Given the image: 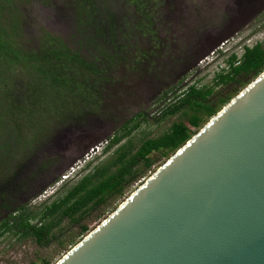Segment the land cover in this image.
Returning a JSON list of instances; mask_svg holds the SVG:
<instances>
[{"label":"rangeland","instance_id":"rangeland-1","mask_svg":"<svg viewBox=\"0 0 264 264\" xmlns=\"http://www.w3.org/2000/svg\"><path fill=\"white\" fill-rule=\"evenodd\" d=\"M65 1L22 0L19 47H33L40 33L46 32L70 49L74 12ZM71 1L74 5V0ZM120 2L114 0L109 10L117 12ZM119 12L126 25L138 19L129 7H120ZM152 21L156 35L148 44L136 37L134 29L127 32V52L137 56L142 52L145 60L117 66L108 73L112 83L99 85V105L97 102L95 106L103 112V117L96 110V114L88 110L81 101L65 104V110L49 106L52 119L47 123L37 122L40 118L37 115L30 116L31 108L27 105L22 111L15 110V124L3 130L0 142L3 145L0 193L8 196V207L27 204L33 219L38 220L45 206L62 197L79 176L110 155L114 147L105 153L102 147L122 123L138 113L148 116L154 113L163 92H181L188 86L211 89L218 112L225 104L218 105L217 97L229 101L254 79L240 77L224 85L217 75L228 72L226 61L231 56L238 58L243 46L264 44V0H162ZM20 67L16 66L14 72H21ZM59 112L65 113L69 120H61ZM186 112L180 111L159 123L147 118L128 139L137 143L142 138L156 137L173 122H186L189 115ZM210 118L203 119L200 127ZM162 161L164 159L154 167ZM155 169L122 197L105 200L78 224L61 219L59 227L53 230L57 240L46 246H39L32 238L15 231L1 234L0 264H54ZM2 216L4 212H0ZM82 225L87 231L80 234L79 226Z\"/></svg>","mask_w":264,"mask_h":264},{"label":"trees","instance_id":"trees-1","mask_svg":"<svg viewBox=\"0 0 264 264\" xmlns=\"http://www.w3.org/2000/svg\"><path fill=\"white\" fill-rule=\"evenodd\" d=\"M113 1L74 0L73 5L72 1L66 0L65 5L74 12L70 49L59 38L46 32L40 33L33 47L23 49L17 44L18 33L21 32L22 0H0V142L3 130L15 124V110L22 111L25 105L31 108L30 116L40 117L37 122L47 123L49 118L52 119L49 106L65 110V104L76 101L84 103L93 113L96 110L99 116H104L95 106L97 102L99 105V85L112 83L108 73L117 66L145 60L142 52L139 57L127 52V32L134 29L140 40H146L147 44L150 39L153 41L156 30L152 19L162 6V0H121L116 6L117 12L113 13L109 10L113 8ZM120 7L131 8L138 19L126 25L119 15ZM18 65L22 70L17 74L14 68ZM226 65L228 72L217 75L224 85L240 77L255 78L264 70V44L243 46L240 56H231ZM211 96V89L194 86H188L181 92H163L154 113L151 116L138 113L122 123L102 147V153L114 147L110 155L79 176L62 197L45 206L38 220L33 219L27 204L8 207V196L1 192L0 212H4V216L0 217V235L15 231L32 238L42 247L57 240L53 230L59 227L61 219L78 224L108 198L122 197L185 143L200 128L203 119L216 113L217 105ZM216 101L218 105L228 102L227 98L219 97ZM180 111L189 112L186 122H173L162 134L142 138L137 143L128 139L147 118L159 123ZM59 115H62L61 120L67 119L65 113ZM2 149L3 145H0ZM160 159L164 161L154 167ZM79 228L80 234L87 231L83 225Z\"/></svg>","mask_w":264,"mask_h":264},{"label":"water","instance_id":"water-1","mask_svg":"<svg viewBox=\"0 0 264 264\" xmlns=\"http://www.w3.org/2000/svg\"><path fill=\"white\" fill-rule=\"evenodd\" d=\"M54 264H264V70Z\"/></svg>","mask_w":264,"mask_h":264}]
</instances>
